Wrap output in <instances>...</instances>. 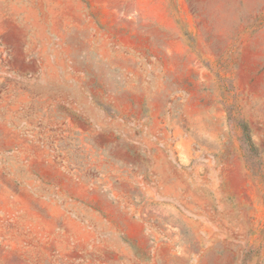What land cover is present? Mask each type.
I'll return each instance as SVG.
<instances>
[{"label":"rangeland","instance_id":"1","mask_svg":"<svg viewBox=\"0 0 264 264\" xmlns=\"http://www.w3.org/2000/svg\"><path fill=\"white\" fill-rule=\"evenodd\" d=\"M0 264H264V0H0Z\"/></svg>","mask_w":264,"mask_h":264},{"label":"trees","instance_id":"2","mask_svg":"<svg viewBox=\"0 0 264 264\" xmlns=\"http://www.w3.org/2000/svg\"><path fill=\"white\" fill-rule=\"evenodd\" d=\"M246 140L249 142V144H250V139H249V137H248V135H246Z\"/></svg>","mask_w":264,"mask_h":264}]
</instances>
